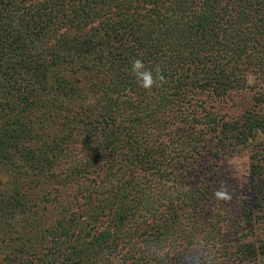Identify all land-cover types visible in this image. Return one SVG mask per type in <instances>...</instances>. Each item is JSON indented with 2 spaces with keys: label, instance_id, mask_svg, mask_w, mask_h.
<instances>
[{
  "label": "trees",
  "instance_id": "16d2710c",
  "mask_svg": "<svg viewBox=\"0 0 264 264\" xmlns=\"http://www.w3.org/2000/svg\"><path fill=\"white\" fill-rule=\"evenodd\" d=\"M255 73L264 0H0V264H261Z\"/></svg>",
  "mask_w": 264,
  "mask_h": 264
},
{
  "label": "rangeland",
  "instance_id": "374dc122",
  "mask_svg": "<svg viewBox=\"0 0 264 264\" xmlns=\"http://www.w3.org/2000/svg\"><path fill=\"white\" fill-rule=\"evenodd\" d=\"M260 79L255 73L249 81L250 86L253 87L250 93L254 95L256 100H259L254 102V107L251 109L255 116H259V114L264 112V104L262 103L264 102V83H260ZM237 99L236 104L239 106L241 98L238 97ZM237 112L236 114H238ZM256 124V129L249 132L250 139L248 142L243 143V141H240L232 158L226 161V170L241 183H247L251 175L254 178H262L264 176V125L260 121ZM257 183L260 184L259 182ZM257 190H259V194L261 192L263 195H259L260 199H257L255 204L257 207H264V188L260 186ZM260 261L261 264H264V257H261Z\"/></svg>",
  "mask_w": 264,
  "mask_h": 264
},
{
  "label": "clouds",
  "instance_id": "9594fccd",
  "mask_svg": "<svg viewBox=\"0 0 264 264\" xmlns=\"http://www.w3.org/2000/svg\"><path fill=\"white\" fill-rule=\"evenodd\" d=\"M131 71L140 87L145 90H150L153 85L159 86L157 84L158 81L160 84L166 82L165 77L161 74L159 67H156L154 70H150L146 68L144 62L141 59L133 60ZM153 71H155V76L153 75ZM213 195L217 200H231V195L227 191V188L223 185L217 189Z\"/></svg>",
  "mask_w": 264,
  "mask_h": 264
}]
</instances>
